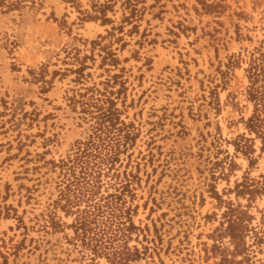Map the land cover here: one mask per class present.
<instances>
[{
	"label": "rangeland",
	"instance_id": "374dc122",
	"mask_svg": "<svg viewBox=\"0 0 264 264\" xmlns=\"http://www.w3.org/2000/svg\"><path fill=\"white\" fill-rule=\"evenodd\" d=\"M122 1L0 4V264H264V0Z\"/></svg>",
	"mask_w": 264,
	"mask_h": 264
},
{
	"label": "trees",
	"instance_id": "16d2710c",
	"mask_svg": "<svg viewBox=\"0 0 264 264\" xmlns=\"http://www.w3.org/2000/svg\"><path fill=\"white\" fill-rule=\"evenodd\" d=\"M24 1H30L31 3L33 2V0H14V2L7 4L6 8L7 10H12L13 8L18 7L20 3ZM117 1L118 0H104L103 2H100L99 0H91L93 15L86 13V19H99L103 24H110L111 20L106 18L105 12L107 10L113 11V8L116 5ZM139 3V0H123L121 2V7L124 10H128L129 12V16L124 17V20L126 22L130 21L132 18L140 17L142 11H139L137 9V5ZM0 4H4V0H1ZM203 5L206 8H209L213 4ZM245 73L248 79V86L246 88V98L250 103H252L253 110L252 114L244 122V125L247 132L250 135L253 134L254 139L260 141V149L264 150V46L256 48L250 54ZM68 192L70 194V189L68 190ZM111 212H114V210H111ZM99 213L102 212L98 210V213L95 216H98ZM86 227L87 226H85V223L81 221L79 229L82 231V239L85 237L84 235L87 232Z\"/></svg>",
	"mask_w": 264,
	"mask_h": 264
}]
</instances>
